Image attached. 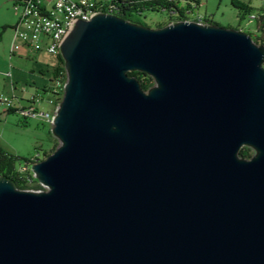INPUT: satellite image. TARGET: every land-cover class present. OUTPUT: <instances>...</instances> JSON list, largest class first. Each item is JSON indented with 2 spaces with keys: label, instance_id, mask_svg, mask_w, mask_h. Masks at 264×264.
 Segmentation results:
<instances>
[{
  "label": "water",
  "instance_id": "1",
  "mask_svg": "<svg viewBox=\"0 0 264 264\" xmlns=\"http://www.w3.org/2000/svg\"><path fill=\"white\" fill-rule=\"evenodd\" d=\"M60 55L61 145L31 166L47 191L0 179V264H264V47L100 14Z\"/></svg>",
  "mask_w": 264,
  "mask_h": 264
},
{
  "label": "rangeland",
  "instance_id": "2",
  "mask_svg": "<svg viewBox=\"0 0 264 264\" xmlns=\"http://www.w3.org/2000/svg\"><path fill=\"white\" fill-rule=\"evenodd\" d=\"M44 1V0H43ZM55 0H48V5ZM231 0H200L197 12L200 16L212 17L214 23L221 27L239 28L244 32L255 33V20L248 18L239 22L238 13L231 8ZM248 3L249 0H241ZM252 8L264 10V0H250ZM18 14L13 8V3L8 10H0V32L3 29L2 24L12 23L18 18ZM147 25L154 30L165 24H173L167 13L145 12L140 17ZM9 32V29L6 32ZM0 44V96L14 95L23 106L30 104V98L39 93L45 85H49L50 71L55 66L57 58L50 57L46 54L27 55L22 53V59L10 56V51H6L9 44L7 37L2 35ZM11 49V47H10ZM19 55V53H17ZM11 63V64H10ZM49 95H44L39 109L43 111L50 110ZM61 97L57 99L61 103ZM57 103V104H58ZM23 119L17 113L3 114L0 107V146L4 150L15 154L19 157L33 158L37 156L44 160L43 151L51 153L56 151L61 142L52 134L53 126L43 122L42 119L29 118L28 125L22 126ZM38 149V154L36 150ZM254 153V151L252 150ZM33 175V173L31 172ZM34 177V175H33ZM30 188L36 186L29 183ZM44 188V187H43ZM45 191H47L44 188ZM30 191V190H29ZM35 192V191H30Z\"/></svg>",
  "mask_w": 264,
  "mask_h": 264
},
{
  "label": "built area",
  "instance_id": "3",
  "mask_svg": "<svg viewBox=\"0 0 264 264\" xmlns=\"http://www.w3.org/2000/svg\"><path fill=\"white\" fill-rule=\"evenodd\" d=\"M13 8L18 14V21L13 30V45L11 55L27 51L29 55L46 54L57 58L60 55V46L68 33L75 27L76 20L89 21L100 14L117 15L110 7L108 0H55L51 5H43L39 0H12ZM202 19L198 16L197 20ZM200 22V21H199ZM66 80L57 77L49 86L51 96L50 110L43 111L39 105L43 100L41 92L30 98V104L23 106L20 101L12 96H0L2 113L15 109L22 119L38 118L53 126L54 117L63 99ZM58 103V104H57Z\"/></svg>",
  "mask_w": 264,
  "mask_h": 264
},
{
  "label": "trees",
  "instance_id": "4",
  "mask_svg": "<svg viewBox=\"0 0 264 264\" xmlns=\"http://www.w3.org/2000/svg\"><path fill=\"white\" fill-rule=\"evenodd\" d=\"M231 8L237 11L239 22L247 20L248 18L254 19L255 33L244 32V30L234 28L235 30H241L245 34L251 36L253 42L258 46L264 47V10L254 9L249 3H244L241 0H231ZM111 6L115 7L114 11H118L117 15L122 17L125 21L138 24L139 26L152 28L141 20V16L145 12L152 11L154 13H167L170 20L173 23L178 21H192L197 20L199 13L197 12L198 6L201 5L200 0H111ZM203 24H214V26H220L214 23L212 17L202 16L199 20ZM165 24L164 26H166ZM163 25L159 28L164 27ZM2 30H6L3 28ZM1 39V34H0ZM63 58L58 55L55 66L50 71L49 85H45L40 91L43 96L49 93V86L52 85L54 79L63 74H66L64 68ZM130 76L136 77L137 81L144 84L145 89L148 91L154 87L152 77L139 73L138 71L131 72ZM16 113L15 109H11L7 114ZM28 119H23L22 126L26 127ZM51 153L43 151V157L48 158ZM38 154V149L36 150ZM240 158L250 159L254 153L250 148L244 147L241 149ZM42 161L37 156L33 158H24L16 156L10 153L0 146V179H6L11 181L15 188L18 190H30V191H43L44 188L37 183L36 178L31 174V166L37 162ZM29 183L36 184L35 187L30 188Z\"/></svg>",
  "mask_w": 264,
  "mask_h": 264
},
{
  "label": "crops",
  "instance_id": "5",
  "mask_svg": "<svg viewBox=\"0 0 264 264\" xmlns=\"http://www.w3.org/2000/svg\"><path fill=\"white\" fill-rule=\"evenodd\" d=\"M43 5H48L49 3L47 2L48 0H39ZM11 3H12V0H0V10L1 9H5V10H8L9 8H10V6H11ZM248 3H250V0L248 1ZM51 5V4H50ZM17 21H18V18L17 19H15L12 23H7V24H2V26H3V28H5L6 30L7 29H9V32L7 31L6 32V30H2L1 29V32H0V34H1V39H0V44H1V42H2V35H4V37H7V33H8V41H9V44L6 46V51L8 50V51H11V49H10V47H11V45H13V37H14V32H13V30H14V28H15V26H16V24H17ZM232 29H234V28H232ZM17 53H19V55H17ZM17 53H15L14 54V56H12L11 55V52H10V56H11V58L12 57H16V56H18V58H20V59H22L23 57H22V53L23 54H26L27 55V57L26 58H30V57H32V55H29V53H27V51H21V52H17ZM11 64V63H10ZM4 114H7V113H4Z\"/></svg>",
  "mask_w": 264,
  "mask_h": 264
},
{
  "label": "bare ground",
  "instance_id": "6",
  "mask_svg": "<svg viewBox=\"0 0 264 264\" xmlns=\"http://www.w3.org/2000/svg\"><path fill=\"white\" fill-rule=\"evenodd\" d=\"M108 1L111 3V0H108ZM110 7H112L113 10H115V7H113V6H111V5H110ZM78 21H87V20H79V19H77V20H76V23H77ZM66 76H67V73H66V74H65V73L63 74V72H62V73L60 74V76H58V77H61V79H63V80H67V77H66Z\"/></svg>",
  "mask_w": 264,
  "mask_h": 264
}]
</instances>
